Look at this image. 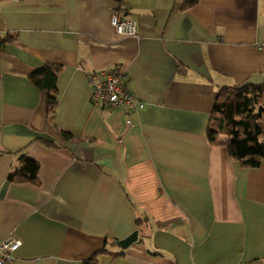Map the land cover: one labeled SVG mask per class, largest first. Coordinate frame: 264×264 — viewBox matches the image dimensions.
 <instances>
[{"label": "crops", "instance_id": "0c3cea01", "mask_svg": "<svg viewBox=\"0 0 264 264\" xmlns=\"http://www.w3.org/2000/svg\"><path fill=\"white\" fill-rule=\"evenodd\" d=\"M114 8L138 37L114 33ZM5 33L0 239L19 241L11 264H80L102 248L97 264H264V94L257 167L205 136L218 87L263 81L264 0H0ZM44 63L61 67L52 119L26 77ZM112 69L139 111L90 102L87 75ZM21 154L38 162L37 184L6 180ZM133 230L126 249L104 242Z\"/></svg>", "mask_w": 264, "mask_h": 264}, {"label": "trees", "instance_id": "16d2710c", "mask_svg": "<svg viewBox=\"0 0 264 264\" xmlns=\"http://www.w3.org/2000/svg\"><path fill=\"white\" fill-rule=\"evenodd\" d=\"M180 8L192 6L196 0H178ZM12 33L0 36V51L6 43L12 42ZM60 65L44 63L27 73L28 81L45 97L48 119H52L56 106V77ZM118 72L119 69H112ZM93 74V73H91ZM239 84L220 86L216 90L215 98L211 104L205 128L207 141L213 145L225 148L229 159L236 161L242 168H254L260 163L263 156L262 122H263V94L264 78L262 83L254 85ZM63 139H71L67 131L59 130ZM48 146H54L51 141L43 140ZM20 167L10 170L6 175L9 182H30L37 184L38 162L25 154L19 156ZM137 225L146 224V219L137 216ZM105 244L115 246L114 240ZM104 248L95 251L80 264H97V256L104 253ZM121 254V252H120Z\"/></svg>", "mask_w": 264, "mask_h": 264}, {"label": "built area", "instance_id": "2783aa9c", "mask_svg": "<svg viewBox=\"0 0 264 264\" xmlns=\"http://www.w3.org/2000/svg\"><path fill=\"white\" fill-rule=\"evenodd\" d=\"M109 23L116 35L138 37L137 27L133 20L125 17L114 8L109 17ZM124 76L118 71L104 70L97 74L89 73V99L93 105H101L109 110L124 109L137 112L143 104L123 82ZM130 124L129 120H125ZM19 241L12 238L0 239V264H11L15 260V251ZM239 264H262L259 259H253Z\"/></svg>", "mask_w": 264, "mask_h": 264}, {"label": "water", "instance_id": "95a60500", "mask_svg": "<svg viewBox=\"0 0 264 264\" xmlns=\"http://www.w3.org/2000/svg\"><path fill=\"white\" fill-rule=\"evenodd\" d=\"M262 83V77L259 74L250 75L247 79L239 83V87L244 85H254ZM137 241V231L133 230L122 239L114 240L115 246L120 249H126L131 243Z\"/></svg>", "mask_w": 264, "mask_h": 264}]
</instances>
